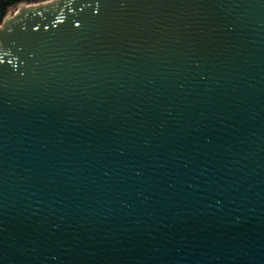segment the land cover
<instances>
[{
    "label": "water",
    "instance_id": "95a60500",
    "mask_svg": "<svg viewBox=\"0 0 264 264\" xmlns=\"http://www.w3.org/2000/svg\"><path fill=\"white\" fill-rule=\"evenodd\" d=\"M0 264H264V0L10 8Z\"/></svg>",
    "mask_w": 264,
    "mask_h": 264
},
{
    "label": "trees",
    "instance_id": "16d2710c",
    "mask_svg": "<svg viewBox=\"0 0 264 264\" xmlns=\"http://www.w3.org/2000/svg\"><path fill=\"white\" fill-rule=\"evenodd\" d=\"M45 0H0V24L10 8H15L20 3H36Z\"/></svg>",
    "mask_w": 264,
    "mask_h": 264
}]
</instances>
